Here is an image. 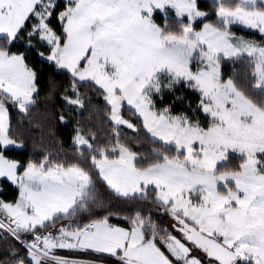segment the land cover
Listing matches in <instances>:
<instances>
[{
	"label": "snow or ice",
	"instance_id": "snow-or-ice-1",
	"mask_svg": "<svg viewBox=\"0 0 264 264\" xmlns=\"http://www.w3.org/2000/svg\"><path fill=\"white\" fill-rule=\"evenodd\" d=\"M32 56L65 74L70 152L8 154L27 146L10 109L31 123L42 102ZM178 89L188 111L162 102ZM90 94L103 137L80 119ZM0 178L19 242L0 264H264V0H0Z\"/></svg>",
	"mask_w": 264,
	"mask_h": 264
},
{
	"label": "trees",
	"instance_id": "trees-1",
	"mask_svg": "<svg viewBox=\"0 0 264 264\" xmlns=\"http://www.w3.org/2000/svg\"><path fill=\"white\" fill-rule=\"evenodd\" d=\"M199 3L202 8L208 9L212 6V0H199ZM237 31L238 34H242L248 37H253L254 33L251 31H240L239 27L233 29ZM254 38L260 39L259 35H255ZM32 63L37 67L41 68L42 71L39 76V85H40V100L42 101L37 108L32 110V115L30 117L31 123H29V118H22L17 110L10 109V119L14 128H20L24 132L26 138V149L24 151H17L15 146L12 147V150L8 153L10 156H21V155H30L35 153V155L40 154V149L42 147L48 148L53 152H56L61 145L56 143L57 140H62L63 147L67 151H71L69 145L71 144V137L73 135L74 121L60 122L58 120V115L61 111H65L62 108V99L61 92L63 91L64 83L66 81L65 74L60 71L53 70L49 64L42 62L38 57H30ZM229 68L231 65L228 66ZM53 81L54 90L50 92L49 81ZM92 95V103L95 105V108H89L81 114L80 119L85 121V124L91 128L92 131H95L99 136L103 137L106 131L109 129L110 125L105 122V104L102 97H99L95 94ZM174 95L180 97L181 100L175 99ZM174 95L168 94L163 97L165 103L171 104L174 112H181L182 108L180 105H185L186 109L188 105V100L193 101V105L196 100V96L191 91H185L178 89ZM178 99V98H177ZM46 100V103L44 102ZM176 101V102H175ZM184 111V110H183ZM91 112V119L89 120V113ZM127 115H131L130 112H126ZM55 117V118H54ZM22 122V126H21ZM132 136V143L134 145V150L144 151L147 147L150 146V142L143 138V134L140 137H135L134 134L129 133ZM139 139L143 147L136 143ZM233 163H238L239 161L234 159ZM99 191L103 195H107L105 192L104 185H97ZM16 194L15 185L11 184L10 181L6 179H0V199L11 200ZM155 218V217H154ZM159 219L162 223L167 224L169 217L160 214ZM119 222V221H113ZM6 241L16 244L19 247V242L15 241L14 238L10 236H0V253H3V250L6 246ZM64 255H78L82 257L98 259L94 254L83 253V252H73L70 250H60Z\"/></svg>",
	"mask_w": 264,
	"mask_h": 264
},
{
	"label": "rangeland",
	"instance_id": "rangeland-1",
	"mask_svg": "<svg viewBox=\"0 0 264 264\" xmlns=\"http://www.w3.org/2000/svg\"><path fill=\"white\" fill-rule=\"evenodd\" d=\"M237 27H239V26H237ZM168 94H171V95L173 94V95H174V93L166 92V93L163 95V97H164V96H167ZM174 97H175L176 101H177V100H181L180 97H177L178 99L176 98L175 95H174ZM157 101H158V106H159V103H160V98H159V97L157 98ZM176 101H175V102H176ZM162 102L165 103L164 100H163V98H162ZM180 106L183 107V108H182V111H183V110H184V111H188V105H187L186 109L184 108L185 105H183V106L180 105ZM193 106H194V105H193ZM12 147H13V146H12ZM0 179H5V178H0ZM58 254H60V255H64V254H62L60 251L58 252ZM66 256H69L70 258H73V259L94 260V259H92V258H87V257H82V256L72 255V254H70V255H66Z\"/></svg>",
	"mask_w": 264,
	"mask_h": 264
}]
</instances>
